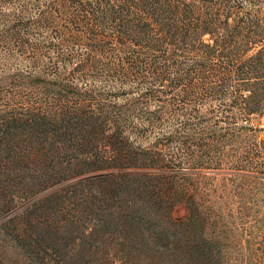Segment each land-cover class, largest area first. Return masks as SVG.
Here are the masks:
<instances>
[{
    "label": "rangeland",
    "instance_id": "1",
    "mask_svg": "<svg viewBox=\"0 0 264 264\" xmlns=\"http://www.w3.org/2000/svg\"><path fill=\"white\" fill-rule=\"evenodd\" d=\"M170 1L0 0V264H264V0Z\"/></svg>",
    "mask_w": 264,
    "mask_h": 264
},
{
    "label": "trees",
    "instance_id": "2",
    "mask_svg": "<svg viewBox=\"0 0 264 264\" xmlns=\"http://www.w3.org/2000/svg\"><path fill=\"white\" fill-rule=\"evenodd\" d=\"M131 2V6L137 7L146 15L145 22L151 20L160 28L166 31V22L172 19L173 22L180 21L179 19H174L179 14V5L174 4L170 0H128ZM138 2V3H136ZM132 6V7H133ZM176 28V25L173 26ZM167 32V31H166ZM167 33H171L168 31Z\"/></svg>",
    "mask_w": 264,
    "mask_h": 264
}]
</instances>
